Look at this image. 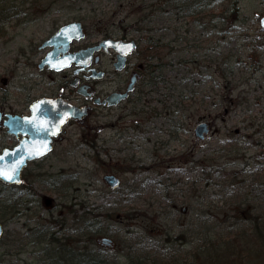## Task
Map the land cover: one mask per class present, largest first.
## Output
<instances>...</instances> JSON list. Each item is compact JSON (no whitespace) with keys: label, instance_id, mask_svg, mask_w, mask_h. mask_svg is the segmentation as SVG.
<instances>
[{"label":"rangeland","instance_id":"rangeland-1","mask_svg":"<svg viewBox=\"0 0 264 264\" xmlns=\"http://www.w3.org/2000/svg\"><path fill=\"white\" fill-rule=\"evenodd\" d=\"M167 1L0 0V103L18 96L16 60L56 26L81 20L96 40L97 26L145 18L138 36L164 38L147 108L100 134L104 151L93 116L32 188L5 189L0 264H67L74 250L109 264H264V0H237L235 17L224 16L234 1L219 0L197 19ZM200 117L214 123L203 140Z\"/></svg>","mask_w":264,"mask_h":264},{"label":"flooded vegetation","instance_id":"flooded-vegetation-1","mask_svg":"<svg viewBox=\"0 0 264 264\" xmlns=\"http://www.w3.org/2000/svg\"><path fill=\"white\" fill-rule=\"evenodd\" d=\"M145 20L141 18L135 25L119 31L113 25L97 26L95 34L100 38L96 40H89L90 33L81 20H73L56 26L33 51L20 55L22 59L16 60V69L8 70L10 77L18 80V96L12 104L10 93L4 91L0 103V155L14 156L9 163L23 165L21 182L0 179L1 198L8 197L5 189L24 185L32 188L50 167L54 153L56 156L68 153L64 143L71 127H89L88 120L95 116L96 148L104 151L103 142L107 140L100 134L112 132L124 121L128 124L129 118L147 108L140 106L147 102V88L153 87L155 73L162 68L159 59L164 38L150 29L148 38L141 39L138 33L141 35L140 25ZM71 23L81 24V38L66 45L45 46L62 27ZM48 58L54 60L52 66L46 62ZM3 83L8 85L9 78H3ZM201 122L207 124L209 132L213 131L214 123L204 121L203 117L199 118ZM240 154L239 149L237 155ZM9 203H0L3 226L4 213H12Z\"/></svg>","mask_w":264,"mask_h":264},{"label":"water","instance_id":"water-1","mask_svg":"<svg viewBox=\"0 0 264 264\" xmlns=\"http://www.w3.org/2000/svg\"><path fill=\"white\" fill-rule=\"evenodd\" d=\"M82 36H83V31L81 28V24L71 23L62 27L60 31L45 44V46L46 45L56 46L57 44L60 43L66 45L69 42H71L74 38L79 39ZM46 62H48L50 66H52L54 60L48 58ZM208 133H209V129L206 123L199 124L195 129V136L200 140H203ZM11 158H15V157L7 153L0 155V170H2L6 175H10V176L14 175V179L8 180V179H4L2 176H0V179L8 183L15 182L19 184L21 182V170L23 165L9 163V161L12 160ZM104 180L113 189L118 188L121 182L120 179L115 175H105ZM181 211L185 212L186 208L185 207L181 208ZM3 232H4V226L0 222V238L3 235ZM98 242L102 245H106L109 247L113 246V242L109 238H101L98 240Z\"/></svg>","mask_w":264,"mask_h":264},{"label":"trees","instance_id":"trees-1","mask_svg":"<svg viewBox=\"0 0 264 264\" xmlns=\"http://www.w3.org/2000/svg\"><path fill=\"white\" fill-rule=\"evenodd\" d=\"M176 2L179 3V5L181 7H179L178 9L182 10V14L184 12L183 15H187V16H196V18L202 16V14L207 11V10H212L213 9V5L215 2H219V0H174ZM223 1V0H222ZM233 4L232 7L228 10L225 11L224 16L225 15H229V16H237L236 10H238V6H237V0H233ZM167 2H170L169 0ZM181 3V4H180ZM158 3H153L152 5H147L149 6L148 8L151 10V17H153L154 13L159 12L162 8H160V6H157ZM141 9H147L146 5L144 4V6L141 7ZM225 18V17H224ZM235 19V18H234ZM74 250V249H73ZM73 252L75 253H71L69 255H65L64 261L67 262V264H109L108 262L104 261L103 259L99 258V257H94V255L92 253H84L85 255H83V258L78 257V253H81L78 250H74Z\"/></svg>","mask_w":264,"mask_h":264},{"label":"snow or ice","instance_id":"snow-or-ice-1","mask_svg":"<svg viewBox=\"0 0 264 264\" xmlns=\"http://www.w3.org/2000/svg\"><path fill=\"white\" fill-rule=\"evenodd\" d=\"M128 47L130 48L131 45H128ZM0 176H2L4 179H8V180H11V179H14V175H6L2 170H0Z\"/></svg>","mask_w":264,"mask_h":264}]
</instances>
